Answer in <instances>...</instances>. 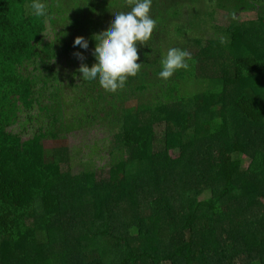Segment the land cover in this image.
<instances>
[{"label":"trees","instance_id":"trees-1","mask_svg":"<svg viewBox=\"0 0 264 264\" xmlns=\"http://www.w3.org/2000/svg\"><path fill=\"white\" fill-rule=\"evenodd\" d=\"M31 2L0 0V264H264V210L248 211L264 200V0H152L156 27L137 45L140 71L116 93L78 69L96 63L92 37L132 0H44V18ZM219 9L226 27L212 22ZM244 12L256 14L248 34ZM207 36L191 53V41ZM76 37L87 51L73 47ZM170 48L189 52V67L165 81ZM99 126L115 137L92 147L107 153L108 177L85 169L77 184L60 146ZM189 150L208 153L206 166ZM192 173L207 185L186 192L177 212L172 176ZM144 185L152 198L139 206Z\"/></svg>","mask_w":264,"mask_h":264},{"label":"clouds","instance_id":"clouds-1","mask_svg":"<svg viewBox=\"0 0 264 264\" xmlns=\"http://www.w3.org/2000/svg\"><path fill=\"white\" fill-rule=\"evenodd\" d=\"M30 7L36 17L49 16L44 0H32ZM151 7L152 0H132L129 12L115 14L108 31L92 37L96 42V63L91 68L82 65L78 69L82 80L98 83L106 92L116 93L123 89L129 78L137 76L141 68V63H137V45L146 44L156 27V21L150 15ZM73 47L87 51L88 41L84 37H76ZM188 59L189 52L170 48L160 61L159 77L167 81L178 71L187 70Z\"/></svg>","mask_w":264,"mask_h":264},{"label":"rangeland","instance_id":"rangeland-1","mask_svg":"<svg viewBox=\"0 0 264 264\" xmlns=\"http://www.w3.org/2000/svg\"><path fill=\"white\" fill-rule=\"evenodd\" d=\"M238 19H239V22L241 25V30L245 31L246 34H248V32H247L248 27L251 25L253 26L256 22V14H255V12L240 13L238 15ZM212 22L214 24H216L215 26L218 25L217 27H219V28L220 27H226L227 24H229V22H230V18H228V14L226 11L219 9V10H216L215 13L213 14ZM245 32H243V35L241 36V39H243V45H245L247 47V49L250 48L251 50H253L254 46L250 42V40H248L246 38ZM46 35H47V40L50 41V39L52 38V34L50 33L49 30L46 33ZM207 39H208V36L205 39L191 41V43H190L191 53L196 54L200 50L204 49L205 41ZM201 52L202 51H200L199 54H201ZM62 64H63V62H62ZM63 67H64V70L71 71L72 69L75 68V65L66 68V64L64 63ZM212 70H214L213 67H212V69H206L205 72H201V73L203 76H206V75H208L207 73H212L211 72ZM218 74H220V73H218ZM213 76H216V75H213ZM162 128L164 130L168 131V128L165 129V123L164 122H163ZM107 132L108 131L106 129L101 128L100 126L94 128V129L82 130V131L76 132L74 134L68 135L67 140L63 143L62 146H60V147H66V152L64 153V156L67 159L66 161L68 162V165L65 164V166H64L65 168H63V169L66 170L67 166L69 167L70 172L74 176V180L77 182V184L81 185V181L79 180L78 176L85 169L95 170L97 181H99V180L104 181L105 179H107L108 169H107V167L104 166L108 160L106 158L107 153L103 152V150H102V152L98 155L92 154V147L94 146V144L97 145V151H100L103 148V146H105L107 148L108 146H114L115 145L114 144L115 137L114 136L108 137ZM214 145L222 146L223 143L214 142ZM49 146H50L49 147L50 149L56 148V145L54 143H51ZM203 154L204 153H201V152L196 151V150H189L188 153L186 154V156L187 157H195L196 161L198 163H200V165H202L201 167H205L206 161H208V159H209V155H208V153L205 155H203ZM210 154L213 156V152H210ZM169 156L172 159H174V158H176V156H178V153H176L175 151H170ZM86 162H91V163H86ZM247 167H248V163H247V161H245V163L243 164V168L247 169ZM195 177L196 176L194 173L189 174L187 176L180 177L178 179H177L176 174L172 176L171 187L167 191V193L170 194L172 196V198H176L178 200V202L176 203V205L178 207V208H176L177 212L181 211V208H182L181 205L184 203V201L182 200V196H184L186 194V192L188 193L191 189H199V188H202V187L207 185V181L202 184V182H199V180H197ZM113 189L109 190L108 192L106 191L104 195H109L111 197H115L117 195V193L122 190L121 186L119 188H115L114 190ZM150 189H151V187L148 185H144V189H143L144 192H142V190L136 189V191L138 193L135 192V194H138L137 203H139V206L145 202H148L149 199L152 198L151 195H148V193L150 192ZM229 202H230L231 207H236L234 200H229ZM249 210L251 211V213L257 215L260 211L264 210V200H258V199L255 200V204L251 205L248 208V211ZM143 211L145 214L150 212L149 209H143ZM162 238L164 241H166L167 237H166L165 232L163 233ZM217 243H218L219 247L226 246L228 244V242L223 243L220 240H217ZM88 248H90V247L87 246L83 250L86 251ZM52 256L53 257H57V256L66 257L61 251L58 254V250H55L52 253Z\"/></svg>","mask_w":264,"mask_h":264}]
</instances>
